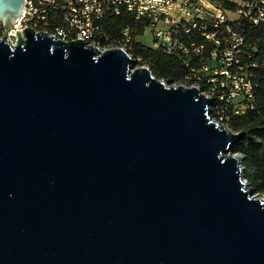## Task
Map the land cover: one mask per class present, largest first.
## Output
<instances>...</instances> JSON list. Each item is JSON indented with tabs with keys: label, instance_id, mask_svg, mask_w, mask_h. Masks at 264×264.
Instances as JSON below:
<instances>
[{
	"label": "water",
	"instance_id": "95a60500",
	"mask_svg": "<svg viewBox=\"0 0 264 264\" xmlns=\"http://www.w3.org/2000/svg\"><path fill=\"white\" fill-rule=\"evenodd\" d=\"M25 0H0L9 33ZM0 39V264H264V198L210 98L26 28Z\"/></svg>",
	"mask_w": 264,
	"mask_h": 264
},
{
	"label": "built area",
	"instance_id": "2783aa9c",
	"mask_svg": "<svg viewBox=\"0 0 264 264\" xmlns=\"http://www.w3.org/2000/svg\"><path fill=\"white\" fill-rule=\"evenodd\" d=\"M227 3L233 9H226L219 0H25L9 33L0 23L1 37L7 36L15 44L16 33L29 28L62 42L81 39L101 51L121 48L130 53L131 30L125 28L119 38H114L105 26L110 16L126 12L137 21L147 22L154 51L181 58L187 67L191 60L207 55L198 69H190L182 85L206 94L212 102L213 120L227 126L232 117L243 116L254 107L255 85L240 61L246 39L238 26L246 20L264 32V0ZM196 38L204 43L198 44ZM208 45L212 49L208 50Z\"/></svg>",
	"mask_w": 264,
	"mask_h": 264
},
{
	"label": "trees",
	"instance_id": "16d2710c",
	"mask_svg": "<svg viewBox=\"0 0 264 264\" xmlns=\"http://www.w3.org/2000/svg\"><path fill=\"white\" fill-rule=\"evenodd\" d=\"M219 1L226 9H233V5L227 3V0ZM105 26L114 38H119L121 31L129 28L132 37L130 54L135 62L140 61V65L150 68L156 78L168 85H182L190 69H198L207 56L191 60L187 67L181 58L146 47L137 38L146 31L147 22L137 21L126 12L120 16H110L106 19ZM238 31L246 39L245 54L240 57V61L243 71L251 74L255 85V101L253 109H248L243 116L232 117L227 127L237 134L232 153L242 156L246 181L260 193H264V32L253 28L246 20L240 21ZM196 41L198 44L204 43L200 38H196ZM207 49L212 47L208 45ZM252 65L258 67L252 68Z\"/></svg>",
	"mask_w": 264,
	"mask_h": 264
},
{
	"label": "rangeland",
	"instance_id": "374dc122",
	"mask_svg": "<svg viewBox=\"0 0 264 264\" xmlns=\"http://www.w3.org/2000/svg\"><path fill=\"white\" fill-rule=\"evenodd\" d=\"M1 37V36H0ZM4 37V36H3ZM3 37H1V38H3ZM137 41L138 42H141L143 45H145L146 47H149V48H152V46H153V35H152V33H151V31H149V30H146L145 32H144V34L141 36V37H138L137 38ZM14 43H16V42H14ZM140 61H137V62H134V67L135 68H139V67H144V66H142V65H140V63H139ZM224 126V125H223ZM225 127H227V126H225ZM242 161H243V159H242ZM252 186V185H251ZM252 188L254 189V193L256 194V195H259V197H262V198H264V193H260L254 186H252Z\"/></svg>",
	"mask_w": 264,
	"mask_h": 264
},
{
	"label": "bare ground",
	"instance_id": "6f19581e",
	"mask_svg": "<svg viewBox=\"0 0 264 264\" xmlns=\"http://www.w3.org/2000/svg\"><path fill=\"white\" fill-rule=\"evenodd\" d=\"M9 41H11V40H9Z\"/></svg>",
	"mask_w": 264,
	"mask_h": 264
}]
</instances>
